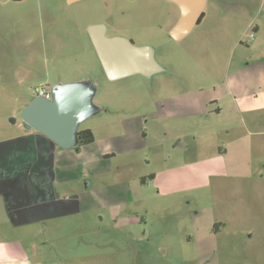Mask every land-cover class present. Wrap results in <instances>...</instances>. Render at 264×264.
<instances>
[{
  "label": "rangeland",
  "instance_id": "rangeland-1",
  "mask_svg": "<svg viewBox=\"0 0 264 264\" xmlns=\"http://www.w3.org/2000/svg\"><path fill=\"white\" fill-rule=\"evenodd\" d=\"M204 13L177 41L171 0H0V171L1 144L34 132L22 114L37 89L87 85L79 130L95 136L81 150L38 140L29 178L10 167L4 202L27 224L1 219L0 242L35 264H264V121L241 114L264 104V0ZM88 25L151 48L161 71L109 80ZM231 157L249 173L228 176ZM50 189L53 213L35 222L27 204Z\"/></svg>",
  "mask_w": 264,
  "mask_h": 264
},
{
  "label": "water",
  "instance_id": "water-1",
  "mask_svg": "<svg viewBox=\"0 0 264 264\" xmlns=\"http://www.w3.org/2000/svg\"><path fill=\"white\" fill-rule=\"evenodd\" d=\"M171 1L181 8L180 20L171 30V35L181 41L198 24L206 0ZM106 30V25L92 26L90 36L109 80L161 71L151 48L135 46L123 37H107ZM51 94V99L36 97L24 109V124L61 148H76L79 126L92 114V90L82 83H59L51 89Z\"/></svg>",
  "mask_w": 264,
  "mask_h": 264
},
{
  "label": "crops",
  "instance_id": "crops-1",
  "mask_svg": "<svg viewBox=\"0 0 264 264\" xmlns=\"http://www.w3.org/2000/svg\"><path fill=\"white\" fill-rule=\"evenodd\" d=\"M79 1L81 0H67V2L70 4H74ZM209 1L210 0L205 1V8L207 4L209 3ZM222 1L224 0H212L214 4L221 3ZM205 8H204V11H205ZM204 11H203L201 20L198 22V24L202 21V19L205 16ZM88 26L91 27V25H88ZM35 98L31 99L25 106H27ZM237 103L239 104L240 102L237 101ZM25 106L23 108H25ZM263 112H264V104L260 106H253V107L245 106V109L241 110V114L243 115V117H244V114L247 115L246 122H249V124L252 126L259 125L262 120L264 121V116H262ZM31 130L33 131L34 129H31ZM227 131L229 133L231 132V130H229L228 128H227ZM38 140L44 143V147L47 146V148L48 146L52 147V145H54V142H52L50 139L46 138L45 136H43L36 130H34L32 134H29L27 136H22L16 139H12L11 141L7 143L1 144V146L4 148L12 147V149L9 152L11 158H9L5 162L7 163V165L5 166L7 167L6 170L0 171V174H4L3 175L4 178H2L4 180L0 181V198L2 199V200L0 199V220L2 219L4 221H7L10 225H13V226L26 225L27 223L25 220H26L27 212L22 213V210L19 209L20 208L19 204L17 206H14V208L11 206V209H10L8 208L6 202H4V199L6 200V197L9 196L8 194L9 191L7 190V188L11 187L9 185L13 181L12 179H14L12 178L13 171L12 170L9 171V169L11 166H14L16 164V165H21L20 167L25 168V170L23 172H19L18 175L29 178L31 174L33 175L36 174L37 164L41 163L40 161H42L41 160L42 158H40L38 161V153L36 150L33 151V146H36ZM237 141H243V140L241 139ZM239 144H242V142H240ZM233 151H234V154H233ZM226 154L227 156L231 154H233L234 156L238 155V153L236 152V149L227 150ZM250 167H251L250 162L246 163L245 161H242V160H233L231 157V161L228 162L227 168L225 169V173H227V175L231 177L245 176V174L249 173ZM28 181L31 183L30 180ZM34 186L36 185L34 184ZM46 193L47 194L45 195L46 197L44 198V200H41L40 197L39 198L32 197V200L30 198V202L27 204L28 211L30 212V210H32L33 212L34 217L32 218V220L35 222H37L38 220H43L44 219L43 217H48L46 215H50L51 213H53L52 200H51V197L53 196L51 193V189L48 190V192ZM22 216L25 218L24 221L22 220ZM28 223H31V222H28ZM56 245L58 248L59 247L65 248L64 242H59ZM56 245L49 244V248L52 249L56 247ZM15 247L16 245L11 244L10 242L9 243L0 242V264H35L25 246L19 245L18 250H15Z\"/></svg>",
  "mask_w": 264,
  "mask_h": 264
},
{
  "label": "trees",
  "instance_id": "trees-1",
  "mask_svg": "<svg viewBox=\"0 0 264 264\" xmlns=\"http://www.w3.org/2000/svg\"><path fill=\"white\" fill-rule=\"evenodd\" d=\"M95 141L94 133L87 129V130H80L78 133V150L81 148L93 143Z\"/></svg>",
  "mask_w": 264,
  "mask_h": 264
},
{
  "label": "built area",
  "instance_id": "built-area-1",
  "mask_svg": "<svg viewBox=\"0 0 264 264\" xmlns=\"http://www.w3.org/2000/svg\"><path fill=\"white\" fill-rule=\"evenodd\" d=\"M35 93L37 94V96H42L46 99H51L52 98V94H51V90L50 89H37L35 91Z\"/></svg>",
  "mask_w": 264,
  "mask_h": 264
},
{
  "label": "flooded vegetation",
  "instance_id": "flooded-vegetation-1",
  "mask_svg": "<svg viewBox=\"0 0 264 264\" xmlns=\"http://www.w3.org/2000/svg\"><path fill=\"white\" fill-rule=\"evenodd\" d=\"M202 15H203V13H202ZM202 15H201V17H202ZM201 17H200L199 21L201 20Z\"/></svg>",
  "mask_w": 264,
  "mask_h": 264
}]
</instances>
